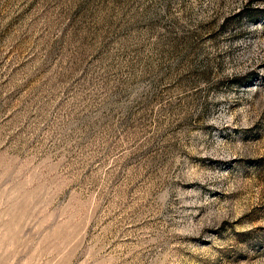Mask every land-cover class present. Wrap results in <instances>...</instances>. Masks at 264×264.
Listing matches in <instances>:
<instances>
[{
  "label": "rangeland",
  "instance_id": "374dc122",
  "mask_svg": "<svg viewBox=\"0 0 264 264\" xmlns=\"http://www.w3.org/2000/svg\"><path fill=\"white\" fill-rule=\"evenodd\" d=\"M0 264H264V0H0Z\"/></svg>",
  "mask_w": 264,
  "mask_h": 264
}]
</instances>
